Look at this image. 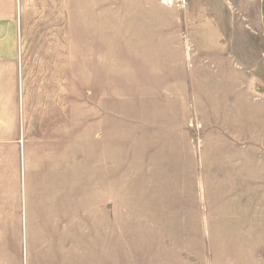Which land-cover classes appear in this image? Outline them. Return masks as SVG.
<instances>
[{"label": "rangeland", "instance_id": "1", "mask_svg": "<svg viewBox=\"0 0 264 264\" xmlns=\"http://www.w3.org/2000/svg\"><path fill=\"white\" fill-rule=\"evenodd\" d=\"M129 2L82 0L81 61L67 48L77 111L54 157L67 183L58 249L67 264H264L258 0H157L173 17L151 47L123 31Z\"/></svg>", "mask_w": 264, "mask_h": 264}, {"label": "crops", "instance_id": "2", "mask_svg": "<svg viewBox=\"0 0 264 264\" xmlns=\"http://www.w3.org/2000/svg\"><path fill=\"white\" fill-rule=\"evenodd\" d=\"M73 1L74 28L68 30V0H0V264H67L66 253L58 249L65 233L60 215L66 207L65 160L54 157L60 153L56 145L66 141L68 117L77 111L67 105L72 63L67 48L76 49L75 64L83 46L75 39L82 0ZM149 1L155 6L134 7L130 0L123 9V31L139 33L140 42L151 47L163 39L173 15L157 0ZM258 14L264 31V0H258ZM97 22L92 31L98 30ZM200 24L203 31L214 29ZM195 74L189 75L191 88ZM114 145L108 135L109 159Z\"/></svg>", "mask_w": 264, "mask_h": 264}]
</instances>
